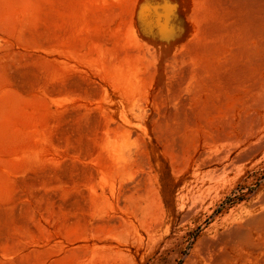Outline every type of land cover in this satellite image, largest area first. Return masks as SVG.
Instances as JSON below:
<instances>
[{
	"label": "rangeland",
	"instance_id": "rangeland-1",
	"mask_svg": "<svg viewBox=\"0 0 264 264\" xmlns=\"http://www.w3.org/2000/svg\"><path fill=\"white\" fill-rule=\"evenodd\" d=\"M0 264H264V0H0Z\"/></svg>",
	"mask_w": 264,
	"mask_h": 264
},
{
	"label": "bare ground",
	"instance_id": "bare-ground-1",
	"mask_svg": "<svg viewBox=\"0 0 264 264\" xmlns=\"http://www.w3.org/2000/svg\"><path fill=\"white\" fill-rule=\"evenodd\" d=\"M241 230V229H240ZM224 236V235H223ZM229 237V236H228ZM225 239V237L223 238V240ZM213 243V242H212ZM218 243H220V241L218 242ZM212 245V244H211ZM210 245V246H211ZM213 247H217V244H213V246H211V248H213Z\"/></svg>",
	"mask_w": 264,
	"mask_h": 264
}]
</instances>
